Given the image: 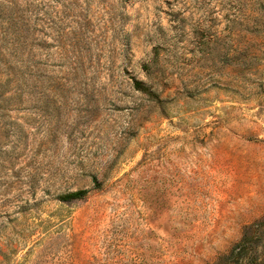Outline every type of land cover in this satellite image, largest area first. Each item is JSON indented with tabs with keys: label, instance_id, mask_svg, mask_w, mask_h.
<instances>
[{
	"label": "rangeland",
	"instance_id": "rangeland-1",
	"mask_svg": "<svg viewBox=\"0 0 264 264\" xmlns=\"http://www.w3.org/2000/svg\"><path fill=\"white\" fill-rule=\"evenodd\" d=\"M263 218L264 0H0V264H222Z\"/></svg>",
	"mask_w": 264,
	"mask_h": 264
},
{
	"label": "trees",
	"instance_id": "trees-1",
	"mask_svg": "<svg viewBox=\"0 0 264 264\" xmlns=\"http://www.w3.org/2000/svg\"><path fill=\"white\" fill-rule=\"evenodd\" d=\"M134 87L146 89L138 80H134ZM97 181V180H95ZM88 190H78L61 196V200L80 199ZM222 264H264V218L247 227L243 238L230 253L221 256Z\"/></svg>",
	"mask_w": 264,
	"mask_h": 264
}]
</instances>
